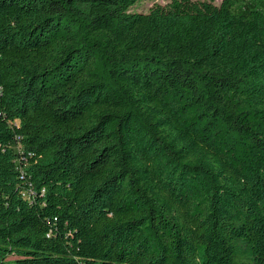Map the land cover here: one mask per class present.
<instances>
[{
	"label": "trees",
	"instance_id": "16d2710c",
	"mask_svg": "<svg viewBox=\"0 0 264 264\" xmlns=\"http://www.w3.org/2000/svg\"><path fill=\"white\" fill-rule=\"evenodd\" d=\"M0 0V264H264V0Z\"/></svg>",
	"mask_w": 264,
	"mask_h": 264
},
{
	"label": "rangeland",
	"instance_id": "374dc122",
	"mask_svg": "<svg viewBox=\"0 0 264 264\" xmlns=\"http://www.w3.org/2000/svg\"><path fill=\"white\" fill-rule=\"evenodd\" d=\"M216 4H220L222 0H214ZM167 0H141L133 8L132 11L147 12L156 4H166Z\"/></svg>",
	"mask_w": 264,
	"mask_h": 264
}]
</instances>
